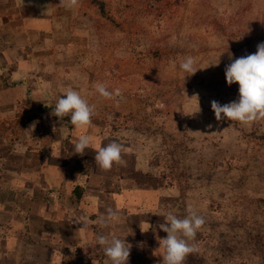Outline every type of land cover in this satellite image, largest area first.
<instances>
[{
  "label": "rangeland",
  "instance_id": "1",
  "mask_svg": "<svg viewBox=\"0 0 264 264\" xmlns=\"http://www.w3.org/2000/svg\"><path fill=\"white\" fill-rule=\"evenodd\" d=\"M29 1L47 8L42 0ZM105 1L112 12L126 3ZM74 7L85 17L83 28L93 29L87 41L93 54L73 56L78 77L94 79L87 89L92 118L141 153L148 150L146 167L157 171L159 185L177 201L166 213L183 219L191 208L204 218L189 241L196 250L183 264H264V117L217 120L211 107L212 101L224 105L239 97V85H228L225 69L264 43V0H177L158 21L139 3L117 16L127 19L123 31L87 1ZM212 17L232 19L227 34L204 28ZM151 45L160 47L158 57L148 53ZM188 56L196 61L192 75L180 68ZM98 83L121 95L104 98ZM166 234L155 232V244L146 247L150 259L134 245L145 258L135 264H161L159 240Z\"/></svg>",
  "mask_w": 264,
  "mask_h": 264
},
{
  "label": "crops",
  "instance_id": "2",
  "mask_svg": "<svg viewBox=\"0 0 264 264\" xmlns=\"http://www.w3.org/2000/svg\"><path fill=\"white\" fill-rule=\"evenodd\" d=\"M59 2L42 0L41 11L29 0H0V264H111L99 235L125 237L132 245L128 264L142 262L177 201L146 167L148 150L141 153L92 117L69 128L53 115L67 90L90 102L94 85L92 76L78 77L73 57L93 54V29ZM81 135L92 138L82 155L74 151ZM113 141L124 146L123 162L104 170L95 146ZM109 209L119 219L103 227Z\"/></svg>",
  "mask_w": 264,
  "mask_h": 264
},
{
  "label": "clouds",
  "instance_id": "3",
  "mask_svg": "<svg viewBox=\"0 0 264 264\" xmlns=\"http://www.w3.org/2000/svg\"><path fill=\"white\" fill-rule=\"evenodd\" d=\"M61 3L74 7L77 0H61ZM195 63V58L188 56L180 64V68L192 75L197 72L194 67ZM225 75L229 86L238 83L239 97L224 105L212 101L211 107L217 120L227 118L249 123L264 117V43L258 45L256 53L234 59L226 66ZM95 88L101 96L107 99L121 95L119 89L109 91L108 87L102 83L96 84ZM93 114L94 108L78 91L73 89L67 90L60 96L53 110V115L58 118L70 115V122L75 128L89 125ZM91 145L92 138L88 135H81L74 145V151L82 155ZM95 150V161L104 170L111 169L114 163L123 162L121 154L124 146L121 143L113 141L103 147L96 144ZM188 211L189 215L183 219L178 218L172 212L164 214L166 222L160 224L159 228L167 233V237L159 240L160 247L165 250L161 264H183L186 255L196 250L189 244V241L195 238L197 231L205 221L191 208ZM118 219V213L109 209L108 214L101 217L99 223L107 227ZM141 230L147 232L143 228ZM97 243L103 247L111 264H128L132 245L126 241L125 237L113 235L109 239L108 236L99 235ZM105 264H108V261H105Z\"/></svg>",
  "mask_w": 264,
  "mask_h": 264
},
{
  "label": "trees",
  "instance_id": "4",
  "mask_svg": "<svg viewBox=\"0 0 264 264\" xmlns=\"http://www.w3.org/2000/svg\"><path fill=\"white\" fill-rule=\"evenodd\" d=\"M87 1L92 5L96 6L102 17L106 18L110 24L120 30H125V22L127 19H123L122 21L118 20L117 16L126 15L127 10L134 9L139 3L144 5V11L147 15L154 18V21H158L161 17L166 16L173 6H176L177 0H125L126 3L119 5L118 10L116 12H112V9L109 3L105 0H81ZM231 18H223L220 19L218 17H212L205 24V29L207 31L214 30L218 32H222L227 34V23L231 22ZM161 49L160 47L150 46L148 53L153 54L154 58L160 55ZM145 53V52H144ZM152 56V55H151ZM152 56V57H153ZM58 118V117H57ZM65 121L69 128H72L73 125L70 122V115L64 116L62 118H58Z\"/></svg>",
  "mask_w": 264,
  "mask_h": 264
}]
</instances>
